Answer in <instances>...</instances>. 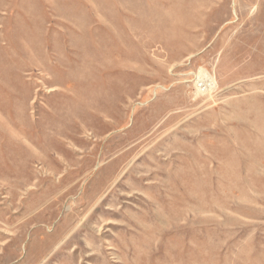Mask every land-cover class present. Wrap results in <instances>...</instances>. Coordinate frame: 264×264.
<instances>
[{"label": "rangeland", "instance_id": "rangeland-1", "mask_svg": "<svg viewBox=\"0 0 264 264\" xmlns=\"http://www.w3.org/2000/svg\"><path fill=\"white\" fill-rule=\"evenodd\" d=\"M0 264H264V0H0Z\"/></svg>", "mask_w": 264, "mask_h": 264}]
</instances>
